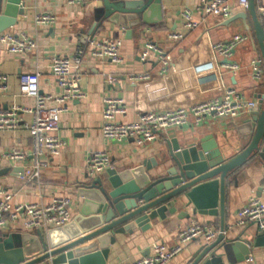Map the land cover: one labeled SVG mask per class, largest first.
<instances>
[{"label":"crops","instance_id":"0c3cea01","mask_svg":"<svg viewBox=\"0 0 264 264\" xmlns=\"http://www.w3.org/2000/svg\"><path fill=\"white\" fill-rule=\"evenodd\" d=\"M24 13L16 23L3 32L26 35L36 41L31 52L11 54L0 44V73L7 77L0 89V108L12 106L32 108L35 98L19 92V78L28 72H40L39 92L43 95H57L60 89L49 69L50 60L57 55L74 56L81 52L80 87L84 98L67 101L59 118L56 136L65 141L58 155L49 157L46 153L41 160L46 164L40 167L39 176L25 174L30 165L31 138L27 129L19 127L13 130H0V185L12 196V203H47L53 196L71 198V220L76 216L81 199L75 193L76 186L86 180V160L93 152L106 153L111 161L109 168L118 170L136 166L143 162L153 165L168 156V143L176 140L180 146L199 145L200 140L211 136L218 144L222 154L231 158L240 150L238 128L249 119L250 114L241 113L235 118H205L194 124L182 127H170L159 132L158 137L142 146L131 140L113 142L103 138V98L119 97L123 100L126 114L116 116V121L132 122L138 115L148 111L164 112L188 107L216 97L224 96L233 89L247 101L258 102L264 97V66L258 48L253 20L248 8L233 6V16L246 12V20L236 19L228 25V18L209 16L205 22L195 28L183 26L185 8L194 9L198 0H166L163 8V21L155 25L133 27L131 35L117 25L105 23L93 33L94 39H122L121 55L123 61L111 63L107 59H98L90 55L89 28L93 23L97 0L86 5H67L62 0H22ZM39 14H50L55 20L52 24L37 25L34 18ZM258 18V15H257ZM259 20V18H258ZM261 23V22H260ZM264 28V25L261 24ZM246 26L249 31L246 30ZM172 32L182 34V38L173 40ZM246 34L247 40L239 43L231 59L238 63L239 69L233 73L225 69L223 59L212 50L217 41H227L233 35ZM147 43L162 51L168 64L163 66L159 52L153 51L146 60L140 59V53ZM262 68L263 79L256 81L252 66ZM147 74V78L132 80L131 75ZM115 80L109 83L107 76ZM53 105L52 101L48 102ZM23 122L31 120V113L20 114ZM12 148L27 153L23 162H14L4 155ZM105 172L100 175H105ZM91 177V176H89ZM264 182V155H252L244 164L227 175L224 195V240L240 238L246 242H255L261 235L256 224L237 222V210L251 195L261 197V185ZM183 210V211H182ZM193 215L191 209L176 204L174 214H166L164 219L150 221L146 230L136 228L132 232L116 234L115 242L109 246L105 264H129L145 257L151 252L155 241L166 245L175 243L180 226L197 221L212 229L220 230L221 216ZM180 212L189 213L186 217ZM6 233L35 232L23 228L22 220L9 223L1 228ZM45 231V230H43ZM205 242L196 239L184 245L168 264H190L196 250ZM219 252H221L219 250ZM223 263L228 264L223 256ZM233 264H264V246L250 248L247 259Z\"/></svg>","mask_w":264,"mask_h":264},{"label":"water","instance_id":"95a60500","mask_svg":"<svg viewBox=\"0 0 264 264\" xmlns=\"http://www.w3.org/2000/svg\"><path fill=\"white\" fill-rule=\"evenodd\" d=\"M166 0H97L87 39L105 23L117 25L131 35L133 27L163 21ZM24 1L0 0V32L24 13ZM255 37L264 66V28L257 18L254 0H249ZM247 13L228 17L224 25ZM246 30L249 28L246 26ZM238 128L239 151L225 157L209 135L199 145L168 143V156L153 165L108 168L105 175L89 177L76 186L81 199L76 216L61 227L46 231L6 233L0 229V264H105L116 234L146 230L150 221L176 212V204L193 215L221 216L220 233L195 252L190 264H228L248 258L250 248L264 246V229L253 245L240 238L224 240V195L227 175L252 155H264V97ZM183 211V210H182ZM185 212H180L183 214ZM189 217V213L184 214ZM219 250L221 252H219Z\"/></svg>","mask_w":264,"mask_h":264},{"label":"built area","instance_id":"2783aa9c","mask_svg":"<svg viewBox=\"0 0 264 264\" xmlns=\"http://www.w3.org/2000/svg\"><path fill=\"white\" fill-rule=\"evenodd\" d=\"M67 5H86L92 0H62ZM242 8H248L249 0H235ZM255 11L259 21L264 25V0H254ZM233 14V6L230 0H198L195 8H185L183 11V26L188 29L195 28L198 23L205 22L209 16L230 17ZM54 16L39 14L34 18L35 24L46 25L54 22ZM169 37L173 40L182 38V34L172 32ZM247 40L246 34L233 35L227 41H217L212 44L213 52L223 59V67L233 73L239 69L237 62L231 59L236 46ZM122 39L91 38L88 41L90 55L98 59H107L111 63L119 64L123 61L121 55ZM0 44L8 53L20 54L31 52L37 46L33 38L26 35H17L10 32L0 33ZM153 51L159 52V59L163 66L168 64L162 51L147 43L140 53V59L146 60ZM81 52L74 56L57 55L50 60V73L54 78L60 93L43 95L39 92L40 72L35 70L23 74L19 78V92L22 95H31L35 98L32 108L12 106L9 109L0 108V130H13L19 127L27 129L31 138L30 165L25 168V174L38 177L40 167L45 166L41 160L43 154L53 157L59 154L65 141L56 136L59 128V118L67 101L80 100L85 94L80 87L81 79ZM252 74L256 81L263 79L262 68L254 64ZM147 74L131 75L132 80L147 78ZM7 77L0 73V89L4 86ZM109 83L115 78L107 76ZM52 101L54 104L49 105ZM255 101H247L233 89L225 91L224 96L192 104L188 107L167 110L164 112L148 111L138 115L132 122L116 121L118 115L126 114L124 102L119 97L103 98V122L101 134L103 138L113 142L131 140L135 145L142 146L154 141L159 132L170 127H182L183 125L204 120L205 118H235L241 113H250L256 110ZM31 113V120L23 122L20 114ZM14 162H23L27 153L16 148L10 149L5 155ZM111 166L109 156L101 151L93 152L86 160V173L95 177L105 172ZM261 193L264 195V182L261 185ZM12 196L3 190L0 185V229L9 223L22 220L24 229L48 230L61 227L71 220L72 200L68 196H53L47 203H12ZM238 224L253 222L258 230L264 229V200L261 197L251 195L237 210ZM220 230L212 229L197 221H191L186 226H180L176 232L175 243L166 245L155 241L151 244L149 255L135 260L129 264H168L177 255L185 244L192 240L202 239L206 244L212 242ZM225 233V231H223Z\"/></svg>","mask_w":264,"mask_h":264}]
</instances>
